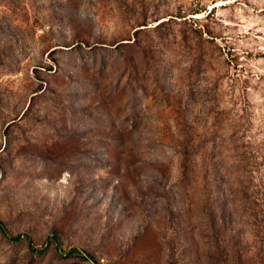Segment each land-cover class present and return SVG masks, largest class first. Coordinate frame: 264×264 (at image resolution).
Wrapping results in <instances>:
<instances>
[{
	"label": "rangeland",
	"instance_id": "374dc122",
	"mask_svg": "<svg viewBox=\"0 0 264 264\" xmlns=\"http://www.w3.org/2000/svg\"><path fill=\"white\" fill-rule=\"evenodd\" d=\"M0 222V264H264V0H0Z\"/></svg>",
	"mask_w": 264,
	"mask_h": 264
},
{
	"label": "trees",
	"instance_id": "16d2710c",
	"mask_svg": "<svg viewBox=\"0 0 264 264\" xmlns=\"http://www.w3.org/2000/svg\"><path fill=\"white\" fill-rule=\"evenodd\" d=\"M0 229H1V231H4L3 224L1 222H0ZM19 238H20V235L14 236V240H19ZM71 252H78V250H77V248H72ZM92 259H93V261H96V260H94V258H92Z\"/></svg>",
	"mask_w": 264,
	"mask_h": 264
}]
</instances>
